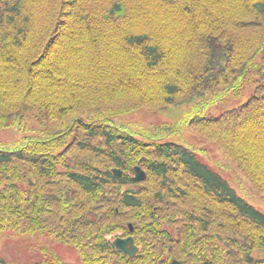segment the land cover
I'll use <instances>...</instances> for the list:
<instances>
[{
	"label": "trees",
	"instance_id": "16d2710c",
	"mask_svg": "<svg viewBox=\"0 0 264 264\" xmlns=\"http://www.w3.org/2000/svg\"><path fill=\"white\" fill-rule=\"evenodd\" d=\"M253 86L217 117L118 122ZM186 126L264 199V0H0V131L26 134L0 142V234L48 235L80 264H264V213L202 151L164 142Z\"/></svg>",
	"mask_w": 264,
	"mask_h": 264
},
{
	"label": "rangeland",
	"instance_id": "374dc122",
	"mask_svg": "<svg viewBox=\"0 0 264 264\" xmlns=\"http://www.w3.org/2000/svg\"><path fill=\"white\" fill-rule=\"evenodd\" d=\"M253 86L242 99L233 100L231 95L214 105L204 107L183 106L165 112L150 113L141 110L135 114L118 120L135 127L136 129H151L152 127L163 126L165 124H175L178 121L188 119V115L201 114L203 116H219L225 111L238 107L246 103L254 93ZM25 124L29 129L30 136H38L40 127L34 116H27ZM26 134L22 133L18 127L0 131V142L12 143L21 139ZM164 142H175L187 147L194 146L203 152L205 161L214 166L229 183L238 191V194L247 199L255 208L264 213V199L255 191L250 181L238 174L230 165L229 160L203 137L193 133L189 127L182 129L181 133L169 136ZM46 257L50 260L58 259L63 263L80 264L79 253L71 246L58 244L48 235L20 236L12 234H0V258L10 264H29L43 261Z\"/></svg>",
	"mask_w": 264,
	"mask_h": 264
},
{
	"label": "water",
	"instance_id": "95a60500",
	"mask_svg": "<svg viewBox=\"0 0 264 264\" xmlns=\"http://www.w3.org/2000/svg\"><path fill=\"white\" fill-rule=\"evenodd\" d=\"M145 159L140 160V164H143ZM135 177L134 180L136 182H144L146 181V173L145 171L140 167L137 166L134 169ZM113 174L117 178L123 177V172L121 170H113ZM130 231H133V228L130 227ZM113 246L116 250L123 252L125 255H127L129 258H134L137 253L139 252L138 247L134 244V239L132 237L128 238H116L113 241ZM173 264H180L179 262H174Z\"/></svg>",
	"mask_w": 264,
	"mask_h": 264
}]
</instances>
